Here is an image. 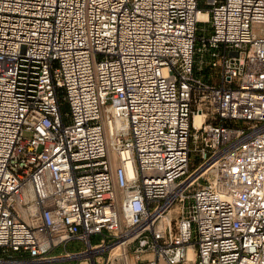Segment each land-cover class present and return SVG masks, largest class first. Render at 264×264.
Segmentation results:
<instances>
[{
  "label": "built area",
  "instance_id": "2783aa9c",
  "mask_svg": "<svg viewBox=\"0 0 264 264\" xmlns=\"http://www.w3.org/2000/svg\"><path fill=\"white\" fill-rule=\"evenodd\" d=\"M190 248L264 264V0H0V264Z\"/></svg>",
  "mask_w": 264,
  "mask_h": 264
},
{
  "label": "rangeland",
  "instance_id": "374dc122",
  "mask_svg": "<svg viewBox=\"0 0 264 264\" xmlns=\"http://www.w3.org/2000/svg\"><path fill=\"white\" fill-rule=\"evenodd\" d=\"M208 26V23L206 24H199V27L201 29H204V27L206 28ZM206 32H203V30L199 31V34H205ZM209 34V33H208ZM93 242H97V238L94 237L92 239ZM85 244L82 241L79 240H74L69 242V244L67 246H65L64 244L60 245L59 247L55 248L50 254V257H56L59 255H62L64 253H66L67 251L70 252H79L82 251L85 248ZM68 262H52L51 264H67ZM188 264H193V262L191 261Z\"/></svg>",
  "mask_w": 264,
  "mask_h": 264
},
{
  "label": "bare ground",
  "instance_id": "6f19581e",
  "mask_svg": "<svg viewBox=\"0 0 264 264\" xmlns=\"http://www.w3.org/2000/svg\"><path fill=\"white\" fill-rule=\"evenodd\" d=\"M199 18L205 20L207 16V12H199ZM196 121H199V118L196 119ZM195 259V250L190 248L189 253H188V260L193 261Z\"/></svg>",
  "mask_w": 264,
  "mask_h": 264
}]
</instances>
